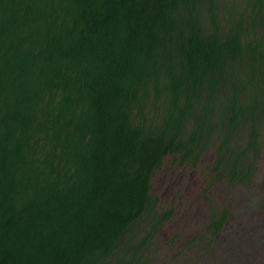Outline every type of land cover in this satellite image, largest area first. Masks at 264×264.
Returning <instances> with one entry per match:
<instances>
[{
  "label": "trees",
  "instance_id": "obj_1",
  "mask_svg": "<svg viewBox=\"0 0 264 264\" xmlns=\"http://www.w3.org/2000/svg\"><path fill=\"white\" fill-rule=\"evenodd\" d=\"M0 264H264V0H0Z\"/></svg>",
  "mask_w": 264,
  "mask_h": 264
},
{
  "label": "rangeland",
  "instance_id": "obj_2",
  "mask_svg": "<svg viewBox=\"0 0 264 264\" xmlns=\"http://www.w3.org/2000/svg\"><path fill=\"white\" fill-rule=\"evenodd\" d=\"M169 162H170V160H169ZM210 164H211V162L207 161L199 170H204L205 169L204 166L205 165L206 166H209ZM169 169H170V164L167 163L166 166H165V168H164V170L161 173L162 178H164L165 176H169L170 177L171 174L175 178L176 177L175 174H179V172H180L179 170H177L175 172V174H173L172 172L171 173L168 172ZM182 173L185 174L183 171L180 174H182ZM157 175H159V174H157ZM179 177H180V182H181L182 181L181 176L179 175ZM193 193H194V195H197L199 193V190H193ZM224 197H225V193L222 195V198L221 197H218V199L221 200V201H223V198ZM211 198H212V196L211 195H208V197L204 201L203 200H200L198 203H192V204H190V206L189 205L188 206H189V208H191L193 205L194 206H197L198 204H201V206H202V214H204V212H205V210L207 208V205L209 204ZM163 203L166 206H171V205L174 206L175 205L177 208H181V210H184V203L181 202V201H179L173 195L169 196V198L166 199V200H164ZM181 218H182V214L180 215V218L175 221L174 228L171 230V233H170L169 238H174L175 237V234L179 233V234H181V235H179V236H181V238L179 239V242L181 241V244H184L185 242L191 240L195 236V234H196L195 233L196 232L195 231L196 226L194 225V227L191 228V229H189V231H182L183 229H186L187 228V227H184L185 221H187L188 224L192 223L194 221V216H193V218H191L189 215H187L186 217H183L182 220H181ZM198 231H204V230L198 226ZM167 244L168 245H172V241L171 240H170V242L168 241Z\"/></svg>",
  "mask_w": 264,
  "mask_h": 264
}]
</instances>
